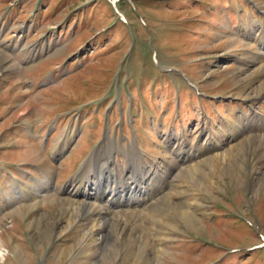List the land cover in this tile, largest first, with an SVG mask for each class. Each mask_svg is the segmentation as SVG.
Listing matches in <instances>:
<instances>
[{
  "label": "rangeland",
  "instance_id": "obj_1",
  "mask_svg": "<svg viewBox=\"0 0 264 264\" xmlns=\"http://www.w3.org/2000/svg\"><path fill=\"white\" fill-rule=\"evenodd\" d=\"M116 5L0 0V264H264V0ZM91 152L153 198L104 227Z\"/></svg>",
  "mask_w": 264,
  "mask_h": 264
},
{
  "label": "bare ground",
  "instance_id": "obj_2",
  "mask_svg": "<svg viewBox=\"0 0 264 264\" xmlns=\"http://www.w3.org/2000/svg\"><path fill=\"white\" fill-rule=\"evenodd\" d=\"M263 61H264V55L263 57L260 58V62ZM257 73L262 74L259 71H257ZM91 167L92 165L87 167L88 173L86 174V178L84 176H82L84 178L81 177V180L79 178L76 183H73L74 189L73 188L72 189L74 190L75 193L76 192L78 193V191L80 193V189L82 188L83 185L84 189L79 194V196H81L84 199L89 198L88 201L90 202V207L93 208L92 209L93 211L95 210L93 215L97 216L101 222L104 221L103 224L104 227H107V225L110 224L111 222L110 218L111 217L113 218V215L118 212L119 208L126 207L125 209H121L120 211L125 212V214L122 216H129L132 215V213H128V212H135L137 209L135 207L138 206L140 207L141 205H145L146 203H148L149 201L148 199L150 197L153 198L151 182L149 181L148 183H146V180L144 179V174L140 172L136 167H134L130 171L131 172L130 183L129 182L123 183L122 181H119L116 174L110 168V164L108 162H104V164H102L101 166L97 165L94 166L93 168ZM89 178L94 180L91 182ZM35 182H39V181L35 179ZM139 183H142L143 185ZM132 184H134V186ZM16 188L17 191H15L16 194L15 198H19V197L21 198V196L25 194L26 189L18 185ZM106 192L109 194V196L107 200L106 198L104 200L102 196ZM9 198L12 197L9 196ZM140 201L142 202L138 204V206L136 205L133 206L134 208L132 207L133 204L135 203L137 204V202ZM93 203H97L98 205L101 206H98L97 204L94 205ZM97 208H100L101 211L96 212ZM89 209H90L89 207L86 208V213H88ZM156 213L158 212L151 210L143 214H144V218H146L148 222H152V218L158 216ZM89 215L90 212L88 213V216ZM93 215H91V219H93ZM160 215L161 214H159V216Z\"/></svg>",
  "mask_w": 264,
  "mask_h": 264
}]
</instances>
